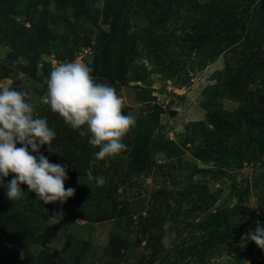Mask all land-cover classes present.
<instances>
[{
  "label": "rangeland",
  "instance_id": "obj_1",
  "mask_svg": "<svg viewBox=\"0 0 264 264\" xmlns=\"http://www.w3.org/2000/svg\"><path fill=\"white\" fill-rule=\"evenodd\" d=\"M72 61L136 117L107 168L43 102L50 71ZM3 87L47 119L58 151H40L75 195L45 205L21 185L9 222L25 213L36 231L0 228V264H264L241 242L264 228V0H0Z\"/></svg>",
  "mask_w": 264,
  "mask_h": 264
},
{
  "label": "clouds",
  "instance_id": "obj_2",
  "mask_svg": "<svg viewBox=\"0 0 264 264\" xmlns=\"http://www.w3.org/2000/svg\"><path fill=\"white\" fill-rule=\"evenodd\" d=\"M91 72L92 68L81 62L58 63L45 81L47 93L43 102L74 131L78 130L81 137H88L89 145L98 148L90 165L103 161L107 168L111 158L127 149L122 138L135 126L136 117L122 114V100L116 90L107 83H97ZM29 97L28 92L15 87L0 89V183L13 174L5 186L10 201L26 197L20 187L26 185L43 204L58 202L62 206L75 195V189H65L69 178L66 167L51 163L41 153L44 146L50 154L58 151L52 147L56 133L46 118L34 116V104ZM86 174L98 187L106 182L103 176L92 175L91 166ZM63 215L61 208L49 215L47 223L56 225ZM240 222L238 219L237 224ZM248 241L264 251V228L260 221L241 236L242 244Z\"/></svg>",
  "mask_w": 264,
  "mask_h": 264
},
{
  "label": "trees",
  "instance_id": "obj_3",
  "mask_svg": "<svg viewBox=\"0 0 264 264\" xmlns=\"http://www.w3.org/2000/svg\"><path fill=\"white\" fill-rule=\"evenodd\" d=\"M10 182V176L4 179L3 184L0 183V228H2L1 233L7 236H20L27 235L29 237L35 229L34 222H30V219L24 213L21 216H18L17 221L11 223L9 222L8 213L14 210L15 206L13 205V201H10L6 195V185ZM23 190V189H22ZM24 191V190H23ZM25 192V191H24ZM26 193V192H25ZM31 196L28 198H36V194L34 192H30ZM27 198V199H28ZM24 199V198H23ZM30 201V200H27ZM5 230V231H3ZM39 236V235H37ZM40 237H38L39 239ZM50 262V258L44 254L38 257V261L35 264H48Z\"/></svg>",
  "mask_w": 264,
  "mask_h": 264
}]
</instances>
